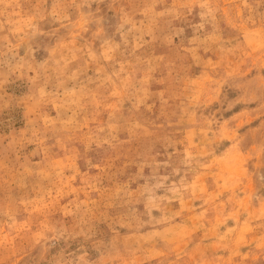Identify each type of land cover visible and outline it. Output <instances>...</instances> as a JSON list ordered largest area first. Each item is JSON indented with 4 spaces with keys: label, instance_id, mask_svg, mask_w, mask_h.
Instances as JSON below:
<instances>
[{
    "label": "rangeland",
    "instance_id": "1",
    "mask_svg": "<svg viewBox=\"0 0 264 264\" xmlns=\"http://www.w3.org/2000/svg\"><path fill=\"white\" fill-rule=\"evenodd\" d=\"M0 264H264V0H0Z\"/></svg>",
    "mask_w": 264,
    "mask_h": 264
}]
</instances>
